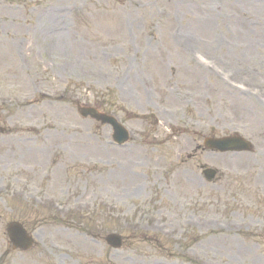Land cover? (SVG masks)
Instances as JSON below:
<instances>
[{
    "label": "rangeland",
    "instance_id": "obj_1",
    "mask_svg": "<svg viewBox=\"0 0 264 264\" xmlns=\"http://www.w3.org/2000/svg\"><path fill=\"white\" fill-rule=\"evenodd\" d=\"M189 39L197 44L183 48ZM195 52L220 71L196 67ZM181 64L203 83L190 82ZM91 89L131 132L126 147L78 116L74 100L92 99ZM40 93L48 99L38 108L23 105ZM263 111L264 0H0V222L42 232L52 244L48 264H264ZM28 126L37 136L43 126L48 142L23 141L14 152L8 137ZM234 133L255 142L252 154L188 162L201 138ZM64 167H78L72 186L51 171ZM201 167L219 170V182H203ZM31 193L77 204L92 235L71 238L76 222L38 225V216L58 219ZM112 232L126 238L120 252L100 243ZM182 249L194 257L184 260Z\"/></svg>",
    "mask_w": 264,
    "mask_h": 264
},
{
    "label": "bare ground",
    "instance_id": "obj_2",
    "mask_svg": "<svg viewBox=\"0 0 264 264\" xmlns=\"http://www.w3.org/2000/svg\"><path fill=\"white\" fill-rule=\"evenodd\" d=\"M52 17H54V18H56V19H57V17H56V16H53V15H52ZM48 21H49V18H47V16L45 15V16H44V24H45L46 22H48Z\"/></svg>",
    "mask_w": 264,
    "mask_h": 264
}]
</instances>
